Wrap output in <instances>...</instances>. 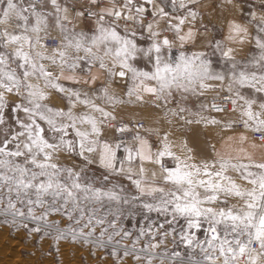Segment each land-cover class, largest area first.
I'll use <instances>...</instances> for the list:
<instances>
[{"label": "snow or ice", "instance_id": "snow-or-ice-1", "mask_svg": "<svg viewBox=\"0 0 264 264\" xmlns=\"http://www.w3.org/2000/svg\"><path fill=\"white\" fill-rule=\"evenodd\" d=\"M202 8L0 0V225L54 264H264V0L223 39Z\"/></svg>", "mask_w": 264, "mask_h": 264}, {"label": "crops", "instance_id": "crops-1", "mask_svg": "<svg viewBox=\"0 0 264 264\" xmlns=\"http://www.w3.org/2000/svg\"><path fill=\"white\" fill-rule=\"evenodd\" d=\"M202 3H203V8L201 9V11L204 14L205 23H207L209 26V32L207 33L208 38L215 37L216 39H223L227 37L228 35L227 26L229 21L235 19L237 20V22L247 24L248 19H250L249 13L251 11L257 12L258 15L260 14L261 11L260 7L253 6L249 3H241V2L238 3L233 1V4L229 5L227 4L226 0H202ZM241 6L244 9V11L242 12L239 10ZM248 26L251 32L252 27L251 25ZM225 43H228V46L236 48L238 56H244V55L250 56L255 52V50L252 49L248 44L245 45L231 44L227 41H225ZM140 66L144 67L145 62L141 61ZM159 115L163 116V113L161 112ZM129 116H131V113H129ZM141 117L146 121V126L152 124V118H150L146 113H141L140 116H138L137 118H141ZM206 137L211 143L217 144L218 150H222L225 152L231 151V149H228L226 147L221 148L223 141H222V135L219 133L218 130L213 131L209 129L206 130L205 132H200L199 130H197L195 133L191 134L190 143L199 150H205ZM125 139H127V137H125ZM153 139H155V137H153ZM172 140L177 144L180 143L178 134L174 135L172 137ZM254 141L255 140L253 139V136L250 135L249 140L245 145V147L248 149V151L251 154H253L257 159H259L261 156V150L259 147H253ZM173 150L176 151V149ZM169 163L171 162L169 161Z\"/></svg>", "mask_w": 264, "mask_h": 264}, {"label": "rangeland", "instance_id": "rangeland-1", "mask_svg": "<svg viewBox=\"0 0 264 264\" xmlns=\"http://www.w3.org/2000/svg\"><path fill=\"white\" fill-rule=\"evenodd\" d=\"M99 169L94 168L88 173L90 176H99ZM131 228V225H128ZM0 236L5 237V240L12 242L15 245H21L24 248L36 249L38 252H46L49 254L48 242H39L36 237L29 236L24 230H17L10 226L0 225ZM83 256V261L81 257ZM64 258L71 261V264H97L95 258L87 256L86 252L77 251L71 252L69 249H64Z\"/></svg>", "mask_w": 264, "mask_h": 264}, {"label": "bare ground", "instance_id": "bare-ground-1", "mask_svg": "<svg viewBox=\"0 0 264 264\" xmlns=\"http://www.w3.org/2000/svg\"><path fill=\"white\" fill-rule=\"evenodd\" d=\"M0 264H54L53 257L46 252L12 244L0 236ZM64 264L71 261L64 258Z\"/></svg>", "mask_w": 264, "mask_h": 264}, {"label": "built area", "instance_id": "built-area-1", "mask_svg": "<svg viewBox=\"0 0 264 264\" xmlns=\"http://www.w3.org/2000/svg\"><path fill=\"white\" fill-rule=\"evenodd\" d=\"M234 2H237V0H233ZM241 3H249L253 6L260 7V0H240ZM255 141L259 140V137H253Z\"/></svg>", "mask_w": 264, "mask_h": 264}]
</instances>
